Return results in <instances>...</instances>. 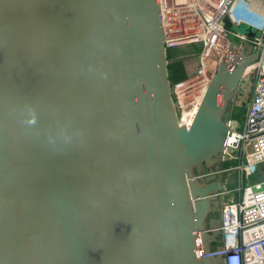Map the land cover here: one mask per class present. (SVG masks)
<instances>
[{
    "label": "water",
    "instance_id": "water-1",
    "mask_svg": "<svg viewBox=\"0 0 264 264\" xmlns=\"http://www.w3.org/2000/svg\"><path fill=\"white\" fill-rule=\"evenodd\" d=\"M165 39L158 0H0V264L222 263L199 250L217 243L225 121L257 51L230 41L185 127Z\"/></svg>",
    "mask_w": 264,
    "mask_h": 264
},
{
    "label": "built area",
    "instance_id": "built-area-1",
    "mask_svg": "<svg viewBox=\"0 0 264 264\" xmlns=\"http://www.w3.org/2000/svg\"><path fill=\"white\" fill-rule=\"evenodd\" d=\"M235 2L181 0L180 5L191 3L192 8L181 9L170 16L166 8L168 1L158 0V12L166 32V48L185 42L201 44L193 76L170 84L176 120L185 127L191 124L215 69L212 66L213 49L225 52L232 41L229 36L233 35L240 40L239 43L248 41L257 51L255 61L248 64L241 76H253L252 89L242 116L243 123L239 128L228 112L225 121L227 132L220 151L221 163L232 162L233 165L220 167L218 173L234 171L238 178L233 189L219 193L229 197L236 193L237 196L220 203L217 243L212 244L208 252L200 247L199 253L201 256H220L223 264H264V20L260 26L254 25L257 30L251 37L226 26L224 18L234 25L239 21H249L241 17L244 13H240L242 20L232 17L238 9L231 11ZM202 82L205 87L197 97ZM201 174L207 175L205 172ZM253 175L259 179L244 184V178L249 179Z\"/></svg>",
    "mask_w": 264,
    "mask_h": 264
},
{
    "label": "rangeland",
    "instance_id": "rangeland-1",
    "mask_svg": "<svg viewBox=\"0 0 264 264\" xmlns=\"http://www.w3.org/2000/svg\"><path fill=\"white\" fill-rule=\"evenodd\" d=\"M244 1L250 3L252 0H244ZM247 10H249L248 7L247 9H245L241 5L239 6V11L241 12L237 11L235 13L234 11V14L238 18V20L239 19L241 20L243 18V15H241L242 17L241 18L240 13H246L248 12ZM253 13L258 14V12L256 11H254ZM263 20H264V16L261 19V23ZM237 31L239 33H242L241 31H243V26L240 25ZM229 38L237 43H239L240 41L233 35H230ZM200 47L201 44L199 42H194V43L185 42V43L176 44V46L174 47L166 48L168 54L167 72H168L169 85L173 84L174 82H177V80L176 81L174 80L177 79L176 76L179 74H182L183 77L182 79L180 78L178 80H185L193 76L194 71L196 69V63L198 61V57L201 51ZM252 77H253L252 74H248L245 77H241V79L239 80V85L233 94L230 106L228 108V112L230 113L232 118L237 121V123L239 124V128L243 123L242 116H243L245 104L247 102V99L249 98L252 89V84H253ZM171 86L172 85H170V88ZM224 164H226L225 166L233 165V163H229V164L224 163ZM226 173L224 174V176L227 178V181L224 189L226 190L233 189L237 183V176L235 177L234 172H229L230 174H226ZM258 179L259 178H257L256 175L251 176L249 179L244 178V184ZM234 195H236V193H234ZM219 205L220 202L218 200V209H219Z\"/></svg>",
    "mask_w": 264,
    "mask_h": 264
},
{
    "label": "bare ground",
    "instance_id": "bare-ground-1",
    "mask_svg": "<svg viewBox=\"0 0 264 264\" xmlns=\"http://www.w3.org/2000/svg\"><path fill=\"white\" fill-rule=\"evenodd\" d=\"M168 1V4L166 6L167 8V13H169L170 16H172L173 14H176V11H179V10H184V9H187V10H190L192 8V5L191 3L190 4H186V5H180L182 3L181 0H167ZM238 7V5H237ZM234 11V10H233ZM246 16L243 17V19H249L250 18H245ZM168 19H169V16H168ZM242 20V19H241ZM257 23H261V20ZM166 25H168V23H166ZM225 52L222 50L220 51L218 48H214L213 51H212V66L216 67L215 66V63L217 62V60L219 58H221V56L224 54ZM218 56V57H217ZM206 82V80H204ZM205 87V84L204 82L201 83V85L199 86V90H198V93H197V97H200L201 95V92H202V88Z\"/></svg>",
    "mask_w": 264,
    "mask_h": 264
},
{
    "label": "crops",
    "instance_id": "crops-1",
    "mask_svg": "<svg viewBox=\"0 0 264 264\" xmlns=\"http://www.w3.org/2000/svg\"><path fill=\"white\" fill-rule=\"evenodd\" d=\"M244 1V0H243ZM238 9H239V6L237 7ZM238 9H236L235 11L237 12L238 11ZM239 12V11H238ZM247 13V12H246ZM246 13H244L243 14V17H244V15L246 14ZM246 16V15H245ZM232 17H234V18H236V15H234V16H232ZM247 17V16H246ZM245 17V18H246ZM249 24H253V25H255V26H260L262 23H251L250 21H248V20H246ZM229 22H231V21H229ZM257 22H259V21H257ZM172 47H174V46H172ZM167 48H169V47H167ZM167 63H168V54H167ZM229 163H232V162H229ZM223 163H221V165H220V167L221 168H225V167H227V166H225L226 164H223ZM228 164V163H227ZM229 172H234V171H229ZM229 172H227L226 173V171L225 172H221V173H219V175H218V179H219V192H221V190H226V189H224L225 188V185H226V181H227V178L224 176V174L226 173V174H230ZM234 175H235V177L237 176V178H238V174L237 173H235L234 172ZM234 177V176H233ZM233 179V178H232ZM234 196V198L237 196V194L236 195H233ZM217 197H218V199H219V202L221 203V202H223V201H225V200H228V199H233V197H229V196H226V195H224L223 193L222 194H220V193H218L217 194ZM220 264H222V263H220Z\"/></svg>",
    "mask_w": 264,
    "mask_h": 264
},
{
    "label": "flooded vegetation",
    "instance_id": "flooded-vegetation-1",
    "mask_svg": "<svg viewBox=\"0 0 264 264\" xmlns=\"http://www.w3.org/2000/svg\"><path fill=\"white\" fill-rule=\"evenodd\" d=\"M209 219L217 220V222L219 223V209H218V205L216 206V210L214 212H210L209 213V215L207 217V220H209ZM217 236H216V238H217Z\"/></svg>",
    "mask_w": 264,
    "mask_h": 264
},
{
    "label": "trees",
    "instance_id": "trees-1",
    "mask_svg": "<svg viewBox=\"0 0 264 264\" xmlns=\"http://www.w3.org/2000/svg\"><path fill=\"white\" fill-rule=\"evenodd\" d=\"M176 77H177V79H175L174 81H176V80H178V79H180V78L182 79L183 75H182V74H179V75H177Z\"/></svg>",
    "mask_w": 264,
    "mask_h": 264
}]
</instances>
